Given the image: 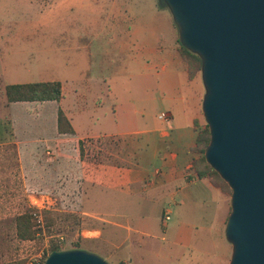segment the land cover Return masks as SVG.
I'll return each instance as SVG.
<instances>
[{
	"label": "crops",
	"instance_id": "crops-1",
	"mask_svg": "<svg viewBox=\"0 0 264 264\" xmlns=\"http://www.w3.org/2000/svg\"><path fill=\"white\" fill-rule=\"evenodd\" d=\"M155 12L156 22L133 27L131 32L136 38L132 43L138 51L134 62L143 71V88L148 93L155 88L158 93L159 98L149 94V101H159L171 116L167 127L147 125L141 139L127 132L120 134L126 138L118 143L108 141L123 126L120 120L134 122L125 113L120 116L121 103L111 101L107 106L112 110L110 117L106 113L93 116V112L106 109L102 99L90 104L82 100L78 111L64 106L66 84L73 80L71 74L78 70L84 75L86 65L79 64L77 68L63 62L62 69L42 55L34 64L22 66L13 56L17 52L9 56L0 52L3 90L7 85L60 81L64 91V98L55 102L52 138L36 143L27 137L33 129L28 125L18 127L12 119L14 106L24 105L30 115L33 112L39 115L45 105L54 101L4 102L7 113L0 114V154L8 158L15 154L22 167L24 161L37 163L40 142L52 147L56 159L51 172L58 181L61 179L54 183L64 192L76 190L87 209L83 212L82 235L89 247L82 249L88 251L94 246L111 264H230L233 247L225 234L231 212L230 197L209 179L199 178L192 167L197 158L193 149L198 123H203V80L198 76L189 78L188 65L179 52L180 34L172 14L165 8H157ZM71 89L77 97L91 92L88 84H74ZM99 91L111 100L117 98L111 85ZM32 105L35 110H31ZM87 107L94 111H88ZM59 108L70 120L74 135L59 134ZM102 137L105 140L100 142V150L109 152L110 157L92 160L86 140ZM166 213L174 215L173 223L170 224L172 219L163 220ZM87 233L94 235L86 236Z\"/></svg>",
	"mask_w": 264,
	"mask_h": 264
},
{
	"label": "rangeland",
	"instance_id": "rangeland-1",
	"mask_svg": "<svg viewBox=\"0 0 264 264\" xmlns=\"http://www.w3.org/2000/svg\"><path fill=\"white\" fill-rule=\"evenodd\" d=\"M157 8H163L159 0H0V52H6L8 56L17 52L13 56L22 66L34 64L42 55L53 60L55 67L62 69L63 62L64 65L65 62L72 63V66L75 64L77 68L79 64L86 65L84 71L87 69L88 73L83 75L77 70L71 74L73 80L66 84L64 106L78 111L82 100L90 104L102 99L106 109L93 112V108L87 107V110H92L94 117H101L103 113L110 117L112 110L107 106L111 101L118 105L121 103L123 111L118 109L120 116L125 113L134 122L130 124L120 120L123 128H119L116 135L107 140L121 141L126 137L120 134L127 132L141 139V132L147 129V125L167 127L166 122L158 118L161 112H167L166 108L159 101H149V94L159 98L157 90L153 88L148 93L142 86L143 71L134 62L138 51L132 43L135 34L131 32L135 25L145 26L156 22L154 14ZM168 10L171 13L167 7ZM47 26L52 28L46 29ZM2 68L0 64V70ZM198 77L202 79V73ZM74 84H88L91 92L85 97H77L71 89ZM3 85L0 76V114L7 113L3 107L4 102H7L2 95ZM109 85L115 90L116 100H111L99 91ZM205 92L201 86V94L205 95ZM25 108L24 105L14 106L12 119L17 126L28 125L33 129L27 136L32 143L51 139L57 103L45 105L39 115H34V112L30 115ZM35 109V105H32L31 110ZM201 115L203 123H198V132L206 128L202 108ZM102 140L105 138L86 140L92 160L110 157L109 152L100 150ZM38 145L41 148L37 163L24 161L22 167L20 161L14 158L15 154L9 158L0 154V264L45 263L52 244L63 250L89 247L83 242L82 235L83 212L87 209L75 194L76 190L67 189L68 192H64L61 187L58 189L59 185L55 183L61 182V179L58 181L51 172L56 156L47 154L48 151L54 153V150L42 142ZM196 156L198 158L200 154ZM224 191L231 202V189L224 185ZM42 195H49L56 200L54 209L50 210L53 215L49 225L33 205L34 197ZM28 209L38 211L33 213L34 228L38 233L34 240H21L17 236L16 219ZM170 219L171 224L174 215ZM89 235L94 233L86 234ZM90 248L92 250L88 251L111 264L94 246Z\"/></svg>",
	"mask_w": 264,
	"mask_h": 264
},
{
	"label": "water",
	"instance_id": "water-1",
	"mask_svg": "<svg viewBox=\"0 0 264 264\" xmlns=\"http://www.w3.org/2000/svg\"><path fill=\"white\" fill-rule=\"evenodd\" d=\"M180 41L202 60L207 163L232 191L230 264H264V0H162ZM44 264H108L84 249Z\"/></svg>",
	"mask_w": 264,
	"mask_h": 264
},
{
	"label": "trees",
	"instance_id": "trees-1",
	"mask_svg": "<svg viewBox=\"0 0 264 264\" xmlns=\"http://www.w3.org/2000/svg\"><path fill=\"white\" fill-rule=\"evenodd\" d=\"M160 6L167 9V5L159 0ZM176 28L178 29L177 25ZM179 31V29H178ZM180 41V40H179ZM180 54L183 60L188 65L189 78L194 79L202 73V60L193 52L185 48L181 41ZM2 95L5 96L8 103L16 102H47L54 101L59 103L64 98L63 86L60 81L52 82H37V83H25L14 84L5 86L2 91ZM58 132L62 135H74L75 130L68 119L66 113L62 108L58 109ZM206 128L199 130L196 138V146L193 149L195 154H200V157L195 158L192 163V167L199 178H207L214 185H218L224 190V185L229 189L228 184L220 177V175L207 163L205 159V150L210 143V130L208 124H205ZM83 153V152H82ZM225 192V191H224ZM34 212H38L35 209H28L16 219V231L17 236L21 240H34L37 236V230L34 228ZM44 221L49 225L51 221L52 212L42 211ZM74 249H82L81 247H74ZM65 251L58 245L52 244L48 255L53 252ZM47 257V256H46ZM46 259V258H45ZM44 264V263H42Z\"/></svg>",
	"mask_w": 264,
	"mask_h": 264
},
{
	"label": "built area",
	"instance_id": "built-area-1",
	"mask_svg": "<svg viewBox=\"0 0 264 264\" xmlns=\"http://www.w3.org/2000/svg\"><path fill=\"white\" fill-rule=\"evenodd\" d=\"M158 118L163 122H168L171 118L170 114L167 112H161L158 116ZM48 155H52L53 153L51 151L47 152ZM35 201H33V205L39 210V213L42 214L43 210H53L56 205V200L53 199L49 195H42L40 197H34ZM39 216V214H38ZM40 218V217H39ZM163 220L165 222L170 220V214L166 213ZM35 264H41L39 262Z\"/></svg>",
	"mask_w": 264,
	"mask_h": 264
}]
</instances>
